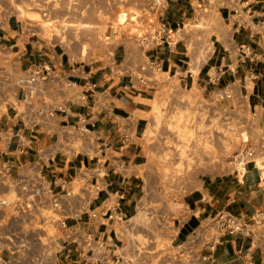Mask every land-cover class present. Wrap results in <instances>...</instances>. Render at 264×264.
Returning a JSON list of instances; mask_svg holds the SVG:
<instances>
[{"label": "crops", "instance_id": "crops-1", "mask_svg": "<svg viewBox=\"0 0 264 264\" xmlns=\"http://www.w3.org/2000/svg\"><path fill=\"white\" fill-rule=\"evenodd\" d=\"M20 2L0 0V199L8 201L0 206V264H144L152 257L144 239L159 246L166 229L164 207L139 204L158 79L204 89L237 83L264 116V0H161L151 8L155 21H144L143 41L104 56L44 36L38 20L17 12ZM159 25L175 41L156 39ZM198 36L203 44L190 50ZM5 163L10 172L1 177ZM18 177L48 193L31 215L12 205L23 195ZM50 196L59 197L56 212ZM183 205L169 224L175 247L188 243L177 257L264 264V221L252 220L264 213V172L255 164L204 182ZM220 210L252 232L203 246L199 227ZM56 214L70 236L51 221Z\"/></svg>", "mask_w": 264, "mask_h": 264}, {"label": "rangeland", "instance_id": "rangeland-1", "mask_svg": "<svg viewBox=\"0 0 264 264\" xmlns=\"http://www.w3.org/2000/svg\"><path fill=\"white\" fill-rule=\"evenodd\" d=\"M156 2L161 0H21L16 9L24 20H38L44 36L104 56L120 44L143 41L144 21H155L150 12ZM203 38L190 41L189 49L202 45ZM149 120L139 204L164 207L166 229L159 246L144 239V250L152 255L144 264H189L192 258L177 257L188 243L175 247L169 224L180 216L185 195L204 182L240 173L246 163L264 172V116L237 83L185 88L164 76L156 84ZM249 151L252 156H246ZM210 221H203L199 231ZM205 235L202 245L210 246L215 239Z\"/></svg>", "mask_w": 264, "mask_h": 264}, {"label": "built area", "instance_id": "built-area-1", "mask_svg": "<svg viewBox=\"0 0 264 264\" xmlns=\"http://www.w3.org/2000/svg\"><path fill=\"white\" fill-rule=\"evenodd\" d=\"M156 39L158 40H169L175 41V34L169 31L164 25H159L156 31ZM44 78V74H34L31 77V81H39ZM1 134V130H0ZM246 156H252V152L249 151ZM10 172V164L5 163L2 166L1 177H5ZM15 185L19 188L20 192L23 194L22 196L12 200V205L15 209H18L20 213H25L26 215H31V212L35 206V200L38 197L43 196L44 194H48L47 191L37 183L29 184L26 179L23 177H18L14 180ZM50 205L54 212L59 209V197L58 196H50ZM8 204L6 199H0V206ZM10 204V203H9ZM50 219L52 222H56L62 232L67 236H70L71 229L67 225V221L63 215H51ZM253 221L257 223H261L264 221V213L260 212L253 216ZM210 226V228H208ZM209 226L207 224L206 228L200 230L204 231L206 234L212 239H215L210 247L222 236L224 235H234V234H242V235H250L252 232L251 226L247 221H245L242 217L234 215L229 211L220 210L218 211L213 219L209 222ZM208 230V231H207Z\"/></svg>", "mask_w": 264, "mask_h": 264}]
</instances>
